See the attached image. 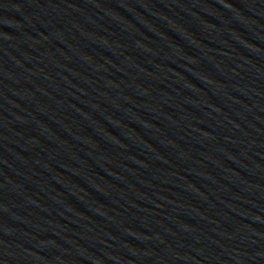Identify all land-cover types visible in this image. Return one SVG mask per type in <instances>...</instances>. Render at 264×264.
<instances>
[{"label":"water","instance_id":"1","mask_svg":"<svg viewBox=\"0 0 264 264\" xmlns=\"http://www.w3.org/2000/svg\"><path fill=\"white\" fill-rule=\"evenodd\" d=\"M0 264H264V0H0Z\"/></svg>","mask_w":264,"mask_h":264}]
</instances>
